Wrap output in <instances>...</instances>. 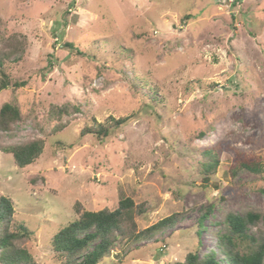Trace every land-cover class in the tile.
Here are the masks:
<instances>
[{"label": "rangeland", "instance_id": "374dc122", "mask_svg": "<svg viewBox=\"0 0 264 264\" xmlns=\"http://www.w3.org/2000/svg\"><path fill=\"white\" fill-rule=\"evenodd\" d=\"M13 34L26 37L25 52L0 68V82L27 84L1 89L0 107L16 100L23 118L0 130V143L45 146L24 168L0 151V195L34 231L26 246L37 264H62L50 240L77 201L97 211L131 197L146 210L140 229L182 214L102 264H180L211 250L223 261L217 234L228 211L260 212L250 231L264 235V0H0V50ZM52 104L80 109L55 119ZM132 113L106 137L82 134ZM217 143L261 157L263 171L233 178L229 150L204 181L202 152Z\"/></svg>", "mask_w": 264, "mask_h": 264}, {"label": "trees", "instance_id": "16d2710c", "mask_svg": "<svg viewBox=\"0 0 264 264\" xmlns=\"http://www.w3.org/2000/svg\"><path fill=\"white\" fill-rule=\"evenodd\" d=\"M8 41L9 47L0 50V68L4 67L12 55L17 54L16 59H20L25 52L27 43L25 36L13 34ZM65 45L84 54L73 42H66ZM26 84L25 80H11L5 75L0 82V90L11 86L16 91ZM151 95L154 100L160 99L157 97V89H153ZM72 109L79 111L80 108L73 106ZM72 109L68 104H52L49 114L55 119H62L63 116L71 114ZM136 117L135 113L121 118L111 117L109 124L87 126L82 130V134L93 133L101 138L106 137L113 125L122 126ZM22 118V110L16 100L3 103L0 107V130H11ZM62 129L63 125L56 127L52 134ZM44 146L43 138H35L25 142L0 143V151L11 155L16 165L24 168L41 156ZM229 150L236 156L231 170L233 178L242 170L253 173L263 171L261 157L231 149L227 143H217L202 152L200 172L204 181L217 172L221 163V152ZM73 207L76 214L74 219L61 227L50 240L51 248L62 264H102L114 251L126 250L127 247L143 240H152L157 233L174 228L178 219L182 217L180 212H176L140 229L137 217L146 210L144 204L135 203L131 197L120 199L114 209L105 207L97 211L87 210L80 201L75 202ZM212 209L211 204L198 219V234L204 229L203 221L211 214ZM260 218L261 213L253 210L244 213L228 211L225 214L226 230L217 235L218 245L226 264H264V235L256 236L250 231L251 226L256 225ZM33 235L34 231L29 226L16 220L13 200L0 195V264H37L26 246ZM223 261L217 258L214 250L204 256L195 251L189 252L180 264H223Z\"/></svg>", "mask_w": 264, "mask_h": 264}]
</instances>
